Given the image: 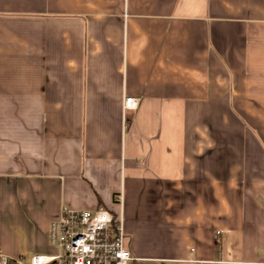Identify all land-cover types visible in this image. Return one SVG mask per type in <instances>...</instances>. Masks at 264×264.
Instances as JSON below:
<instances>
[{"label": "crops", "instance_id": "crops-1", "mask_svg": "<svg viewBox=\"0 0 264 264\" xmlns=\"http://www.w3.org/2000/svg\"><path fill=\"white\" fill-rule=\"evenodd\" d=\"M62 207L133 264H264V0H0V249Z\"/></svg>", "mask_w": 264, "mask_h": 264}, {"label": "built area", "instance_id": "built-area-1", "mask_svg": "<svg viewBox=\"0 0 264 264\" xmlns=\"http://www.w3.org/2000/svg\"><path fill=\"white\" fill-rule=\"evenodd\" d=\"M140 101L126 97L124 111H136ZM53 255L10 257L0 249V264H133L121 217L99 208L78 211L62 207L51 224Z\"/></svg>", "mask_w": 264, "mask_h": 264}]
</instances>
